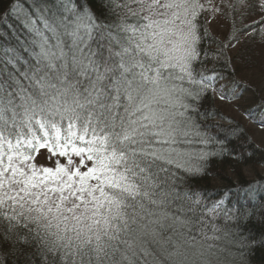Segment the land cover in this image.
<instances>
[{"label":"trees","instance_id":"16d2710c","mask_svg":"<svg viewBox=\"0 0 264 264\" xmlns=\"http://www.w3.org/2000/svg\"><path fill=\"white\" fill-rule=\"evenodd\" d=\"M210 9L0 0V264H264V146L249 123L264 100L244 99L240 121L217 97L221 78L243 98L264 74V6L219 7L222 36ZM44 149L65 151L68 173L17 166ZM90 192L110 198L109 218L69 232Z\"/></svg>","mask_w":264,"mask_h":264},{"label":"rangeland","instance_id":"374dc122","mask_svg":"<svg viewBox=\"0 0 264 264\" xmlns=\"http://www.w3.org/2000/svg\"><path fill=\"white\" fill-rule=\"evenodd\" d=\"M204 3H207L210 5V10L213 11V16L209 20V27L212 30V33H217L220 36H222V32L224 31V24L226 22L225 18H223L220 15V12L218 10L219 7L223 5V7L232 5L234 0H201ZM256 1V0H252ZM264 6V0H257ZM264 11V9H262ZM250 72L245 73L244 75L246 76V80H250L249 76ZM256 81L253 86V91L249 92H244L242 95L244 96L243 98H240L238 96V88L234 87L232 82H229L226 80V78H221L219 79V85L217 87V97H218V105L221 108V112L224 115V118L226 119H236L240 121H246V116L244 115L243 111L240 110L241 105L243 104L244 99L247 97L254 95L255 97H260L258 98L259 100H264V74L261 76H256ZM245 80V81H246ZM257 90V91H256ZM240 105V106H239ZM262 113L259 115V118H257L258 122H264V110L261 111ZM258 122L256 121H251L250 127L253 130L254 137L256 138L257 142L261 145L264 146V131L261 128H258ZM75 162L77 163L78 159H80L79 156H76ZM10 163H12L11 158L8 159ZM68 160L66 158V153L65 151H53L52 149L49 150H40L38 152V155L35 159L30 160L27 162L26 160H23L21 163H17V166L20 168H24L25 172H28L27 177L30 176L32 177V172L37 173V174H47V173H52L56 172L57 170H62L65 171L63 173H68L67 164ZM76 163H71V169L76 168L77 164ZM30 168L28 170V168ZM89 167L85 166L84 169H87ZM262 173H264V168L261 169ZM71 173V171H70ZM253 170L250 168L247 169L246 176L251 177L253 176ZM23 188V189H22ZM25 188L24 186H21V190L23 191ZM92 192H90L89 197L87 196L84 198L80 204H72L73 210H72V218L71 220H74L73 222L75 225H73L72 229L69 231L73 230H81L87 231L86 228H89L90 226H93L98 223H104L105 220L109 218V212L112 206V201H110V198L108 196H105L103 194H98V195H91ZM86 201H89L87 204L82 205V203H85ZM99 217V219H97ZM112 217V216H111ZM97 219V220H96ZM77 225V226H76ZM93 228V227H92ZM76 235V234H74Z\"/></svg>","mask_w":264,"mask_h":264},{"label":"bare ground","instance_id":"6f19581e","mask_svg":"<svg viewBox=\"0 0 264 264\" xmlns=\"http://www.w3.org/2000/svg\"><path fill=\"white\" fill-rule=\"evenodd\" d=\"M126 98V97H125ZM127 100H126V103H127V105H128V107H129V105H132V103H128V101H129V98H126ZM129 109H130V107H129ZM130 111H131V109H130Z\"/></svg>","mask_w":264,"mask_h":264}]
</instances>
